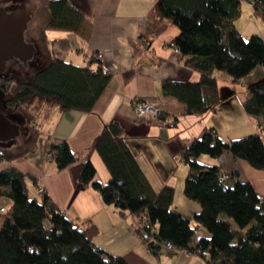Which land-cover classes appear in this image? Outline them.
I'll use <instances>...</instances> for the list:
<instances>
[{
    "label": "trees",
    "instance_id": "trees-1",
    "mask_svg": "<svg viewBox=\"0 0 264 264\" xmlns=\"http://www.w3.org/2000/svg\"><path fill=\"white\" fill-rule=\"evenodd\" d=\"M3 1L6 0L0 3ZM244 1H159L160 15L179 29L173 43L185 58L184 64L201 76L198 83L171 81L162 86L165 97L184 104L185 116L220 112L223 100L218 71L226 72L234 84L241 85L255 70L264 67V36L256 34L246 40L236 28ZM249 1L264 21V0ZM29 8L33 10L34 22L32 0H15L3 7L9 13ZM48 9V20L34 29L40 31L39 37H29V26L26 33V42L36 47L28 62L36 67L42 64L41 44L49 43L48 31L79 34L86 21L81 9L70 0H49ZM52 42L58 44L60 54L52 55L48 65L31 80L17 76L23 64L19 59L8 61L5 76L0 78V110L19 127L20 137L30 139L29 143L37 135L36 128L55 109L61 113H93L113 79L98 54L78 66L62 57L71 52L70 41ZM242 99L247 116L264 121V82L251 86ZM203 134L186 144L179 154L181 162L189 167L184 197L200 205L201 211L193 218L196 227L174 210L176 189L165 185L158 193L153 190L119 121L104 125L94 146L110 172L107 184L97 180L92 161H81L66 140L48 139L45 151L59 171L81 162V187H91L103 203L116 208L121 218L134 217L135 233L154 255L171 243L175 253L198 255L206 264H264V195L250 183L238 182L236 175L224 174L220 167L205 166L199 161L202 156L218 159L230 154L264 172V136L257 133L226 142L213 128ZM19 138L7 144H14ZM31 146L29 151L35 149V145ZM25 151H2L0 162L21 158ZM225 176L230 179L225 181ZM27 180L35 181L14 167L0 169V211L6 209L0 213V264H128L125 258L97 246L100 229L93 221L76 225L43 190L41 199L29 196ZM222 215L234 224L222 219ZM200 227L209 237L197 238Z\"/></svg>",
    "mask_w": 264,
    "mask_h": 264
},
{
    "label": "crops",
    "instance_id": "crops-1",
    "mask_svg": "<svg viewBox=\"0 0 264 264\" xmlns=\"http://www.w3.org/2000/svg\"><path fill=\"white\" fill-rule=\"evenodd\" d=\"M6 1L5 6L15 0ZM70 1L85 15L83 28L79 34L48 31L49 43L41 44L45 57L42 64L47 66L52 55L60 54L58 44L52 41L65 39L72 44L71 52L62 56L66 62L83 66L86 58L98 54L103 68L113 75V79L93 113L77 110L61 113L55 109L45 122L52 130L49 139L66 140L81 161H92L98 181L107 184L111 175L94 146L104 125L114 120L124 127L129 147L157 193L165 185L174 189L181 186L184 190L189 167L181 162L179 154L186 144L203 136L208 129H215L226 142L257 133L264 136V122L248 117L242 105L244 93L251 86L264 82V67L255 70L241 85L234 84L229 75L216 73L223 100L220 112L185 116L184 104L165 97L162 86L171 81L198 83L201 76L184 64L181 52L170 46L178 37L179 29L170 19L160 15V0ZM48 2L32 0L35 5L33 31L48 20ZM241 12V18L235 23L244 39L251 36L246 33L263 34L264 21L254 11L251 1H244ZM139 102L155 104L160 118L138 120L134 109ZM45 145L33 151L26 148L21 158L0 162V169L14 167L34 178L33 183L27 180L29 196L41 199L43 190L76 225L93 221L100 229L97 246L125 258L128 264H206L202 257L183 251L172 254L163 248L154 255L135 233L134 217L121 218L116 208L103 203L100 194L91 187H81L78 183L81 162L66 171H59L56 163L47 158ZM199 161L205 166L220 167L224 174L236 175L238 182L250 183L264 195V172L254 170L245 161L235 160L230 154L218 159L202 156ZM179 200H175L174 210L191 220L195 227L193 218L201 211L200 205ZM1 226L0 223V229ZM198 235L209 237L208 233L199 230L197 238Z\"/></svg>",
    "mask_w": 264,
    "mask_h": 264
},
{
    "label": "water",
    "instance_id": "water-1",
    "mask_svg": "<svg viewBox=\"0 0 264 264\" xmlns=\"http://www.w3.org/2000/svg\"><path fill=\"white\" fill-rule=\"evenodd\" d=\"M33 10H15L9 13L0 8V78H4L8 61L27 63L32 60L36 47L26 42V33L32 19ZM19 127L7 120L0 110V142L9 143L20 137ZM3 152L0 150V155Z\"/></svg>",
    "mask_w": 264,
    "mask_h": 264
},
{
    "label": "rangeland",
    "instance_id": "rangeland-1",
    "mask_svg": "<svg viewBox=\"0 0 264 264\" xmlns=\"http://www.w3.org/2000/svg\"><path fill=\"white\" fill-rule=\"evenodd\" d=\"M7 3H8L7 1H3V3H0V8H3L4 7V4H7ZM45 15L46 14L44 12V16ZM45 17H44V20H46ZM34 23L35 22H33V21H31L29 23L30 30H29V34L28 35H29L30 38H32V37L33 38H38L39 37V32L40 31L35 32V31L32 30L33 27H34ZM42 23H44V22H42ZM246 34H248L249 36L250 35L252 36L253 33H246ZM257 35L264 36V32H263V34H257ZM250 37H246L245 39L248 40ZM41 56L43 58V55H41ZM43 59H45V57ZM44 67L45 66L43 64L39 65V67H36L33 64H31L30 62H27V63H24L23 62V64L20 67V69H18L19 71L17 72V76H19V77H21V78L29 81V80H31L35 76L34 74L37 71L44 69ZM217 73L218 74H223V75H228L226 72H223V71H218ZM257 121L258 122H260V121L264 122L262 119L257 120ZM36 130H37V135L33 138V140H32L33 143H29L30 142L29 141L30 139L29 140H26L27 139L26 137L21 136L14 144L8 145L7 143L0 142V150L1 151H6V152H9V153L10 152H15V151H20L21 152V151H25L26 148H28V147L31 146V144H32V146L35 145L34 146L35 147L34 150H37L38 147L39 148L43 147L44 144L47 143L46 141L51 137L50 134L52 133V130L50 129L49 125H47V122H45V121L42 122V124H40L36 128ZM234 140H236V139H234ZM32 146H31V148H32ZM17 148H18V150H17ZM207 157H210V156H208V155L207 156H203V158H207ZM175 189H177L176 190V195H175V200H177V202H179L180 201L179 198H180V199H183V200H185L187 202V200L183 197L184 194H183L182 187L181 186H177V188H175ZM222 219L227 220V221H230L231 223L234 224L233 220L232 221L229 220L224 215H222ZM0 223L2 224V222H0ZM194 224L197 226V224L195 222H194ZM199 232L206 233V234L208 233L203 227H200L199 228ZM200 237H202V236H199L198 235V238H200Z\"/></svg>",
    "mask_w": 264,
    "mask_h": 264
},
{
    "label": "built area",
    "instance_id": "built-area-1",
    "mask_svg": "<svg viewBox=\"0 0 264 264\" xmlns=\"http://www.w3.org/2000/svg\"><path fill=\"white\" fill-rule=\"evenodd\" d=\"M170 46L173 49H175L177 52H179L178 47H176L174 43H172ZM134 115H136V118L138 120L142 118H146V117H149V118L152 117L156 119V118H160L161 116L159 108L155 104L147 103V102L137 103L134 109ZM229 179H230L229 176L224 177L225 181H228ZM5 212H6L5 208H2L0 211V213H5ZM166 250L169 251L170 253H175L177 251L174 245L171 243H167ZM204 255H207V254L204 253Z\"/></svg>",
    "mask_w": 264,
    "mask_h": 264
}]
</instances>
